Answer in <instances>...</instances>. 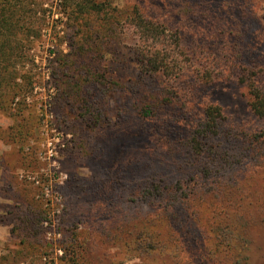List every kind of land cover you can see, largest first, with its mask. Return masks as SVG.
I'll return each instance as SVG.
<instances>
[{"label": "rangeland", "instance_id": "rangeland-1", "mask_svg": "<svg viewBox=\"0 0 264 264\" xmlns=\"http://www.w3.org/2000/svg\"><path fill=\"white\" fill-rule=\"evenodd\" d=\"M108 1L112 16L127 17L138 4L150 17L166 18L189 35L214 41L216 48L240 40L243 57L264 64V0H213L204 10L193 9L199 0ZM41 7L32 18L39 36L19 43L15 65L16 82L22 83L24 75L31 77V86L12 99L0 84V234L5 236L0 264H264V118L250 112L247 88L225 77L188 102L181 92L163 98L159 81L145 85L137 78L134 39L125 25L117 24L115 39L95 37L87 43L90 39L68 23L63 0H44ZM207 12L216 18L207 20ZM87 21L94 36L103 33L96 18ZM104 25L110 33L109 24ZM82 42L88 59L77 63ZM80 66L85 73L104 75L105 85L97 92L109 117L103 127L86 125L74 110L79 103L74 77ZM190 74L183 73L176 86H186ZM146 100L166 105L163 117L174 128L164 131L176 142L187 135L186 127L206 103H217L226 128L241 131L251 154H258L235 173L241 186L235 199L242 210L233 213V205H221L219 199L220 205L214 204L231 208L220 218H231L236 226V247L225 246L220 238L213 241L209 234L210 194L191 204L187 215L197 209L199 220L188 219V230H176L175 240L170 241L171 223L148 221L154 209L134 192L139 176L133 164L156 158L170 165L174 156L166 152V133L150 134L152 123L143 128L137 118L133 107ZM121 172L123 182L114 179ZM141 232L145 236L138 240ZM147 232L160 233L154 242L165 246L150 247L153 239Z\"/></svg>", "mask_w": 264, "mask_h": 264}, {"label": "trees", "instance_id": "trees-1", "mask_svg": "<svg viewBox=\"0 0 264 264\" xmlns=\"http://www.w3.org/2000/svg\"><path fill=\"white\" fill-rule=\"evenodd\" d=\"M43 1L0 0V84L4 82L12 99L16 92L27 91L32 84L31 77L24 75L22 83L16 82L18 73L15 65L20 57L18 55H21L17 53L21 50L19 43L28 41L31 36H39L40 27H35L32 18L37 17L38 12L43 10ZM212 1H194L192 7L204 10V6L208 8L207 5L210 6ZM63 6L68 13V23L77 35L86 38L85 40L90 39L87 43L95 37L98 39L107 36L108 40L115 39L117 24L125 25L134 39L132 60L137 68V78L145 85L151 80L159 81L163 87V98L178 96L181 92L186 95L184 102H188L207 85L226 77L247 88L250 112L259 119L264 118V64L245 59L240 40H234L226 48H216L212 46L214 41L203 38L200 34L189 35L183 27L173 26L166 18L150 17L138 4L133 5L129 15L124 18L121 15H111V2L108 0H63ZM205 17L207 20L216 18L210 12H207ZM92 18L100 22L101 25L94 26H97L102 34L97 33L94 36L92 24L87 21ZM104 24H109L110 33L103 28ZM208 34L215 36L218 33ZM76 55L77 63H80L81 59H88L84 52V42L79 44ZM89 60L93 63V56H89ZM63 63L67 65L66 60ZM78 71L79 75L74 77L79 101L74 107L77 117L88 126L103 127L109 117L107 108L100 105L97 92L105 85L102 79L104 75L93 70L85 73L81 66ZM186 71L191 72V81L186 86L177 87L176 83ZM226 71L228 75L225 76ZM160 104L146 100L143 105L133 107L143 128H146L148 122L152 123L150 134L158 136L160 132L166 133L163 134L167 145L166 152L174 156L170 165H166L163 159L156 158L130 163L138 170L139 176L134 183V192L154 209L148 221L158 223L159 226L167 221L171 223L173 231L169 234L170 241L175 240L176 230L183 226L188 230V219L199 220V216H195L197 209L190 216L187 215L191 204L204 200L210 194L213 203L208 205L213 222L207 230L213 241L217 242L220 238L225 246L236 247V226L232 225L231 218H220L223 213L229 215L231 208H218L214 204L220 205L217 202L219 199L221 205H233V213L240 212L241 205L236 203L235 198L241 186L235 173L244 166L246 159H256L258 154H251L250 146L244 144L245 139L241 131L226 128L227 118L221 105L206 103L199 117L192 119L186 127L187 135L176 142V139L164 131L168 127H174L170 125L173 124L171 121L166 124L167 121L163 117L166 105ZM117 117L121 120L122 110L118 112ZM122 174L118 173L114 179L119 178V181H122ZM147 235L153 239L150 247L165 246L154 242L160 233L147 232ZM142 236H145L144 232H141L137 239ZM139 245L145 246L142 242H139Z\"/></svg>", "mask_w": 264, "mask_h": 264}, {"label": "crops", "instance_id": "crops-1", "mask_svg": "<svg viewBox=\"0 0 264 264\" xmlns=\"http://www.w3.org/2000/svg\"><path fill=\"white\" fill-rule=\"evenodd\" d=\"M1 239L5 240V236H2V235L0 234V243H1Z\"/></svg>", "mask_w": 264, "mask_h": 264}]
</instances>
